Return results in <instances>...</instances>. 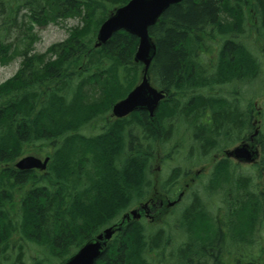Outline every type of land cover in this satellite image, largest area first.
I'll use <instances>...</instances> for the list:
<instances>
[{
  "label": "trees",
  "instance_id": "16d2710c",
  "mask_svg": "<svg viewBox=\"0 0 264 264\" xmlns=\"http://www.w3.org/2000/svg\"><path fill=\"white\" fill-rule=\"evenodd\" d=\"M129 1L0 0V63L8 64L14 57L23 59L18 74L0 85V248L5 247L2 231L9 223V206L14 205L15 211L13 201L20 192L34 219L32 226L25 227L26 222L19 227L20 232L27 236V231L46 229L43 238L50 244L46 251L58 264L67 262L110 227H120V231L95 264H264V185H254L250 176L235 175L233 169L238 167L227 158L215 164L207 184L191 191L190 202L181 205L177 216L166 217L165 227L132 217L122 223L131 204L151 196L153 185L141 179L139 172L126 182L114 175L149 169L151 138L164 141V133L157 134L153 127L160 122L164 130L176 119L186 122L185 131L195 146L188 151L189 162L195 167L199 160H209L229 148L233 136L244 138L253 129L252 104L245 102L248 106H242L241 111L234 106L215 107L211 121L215 129L207 133L212 138L208 139L192 124L200 123L206 114L203 105L199 106L198 92L207 84L231 83L237 78L248 85L256 82L262 71L258 58L238 41L235 22H242L244 0H184L169 7L150 28L157 50L149 74L153 83L170 95L161 104L164 117L155 118L153 124L141 113L142 117L116 120L109 126L107 117H112L113 106L140 81L143 67L134 62L139 40L120 31L99 48L95 43L110 13ZM70 18L80 19L83 26L71 29L67 40L46 53H35L36 28ZM208 40L219 43V64L205 76L200 57L206 53ZM100 117L122 138L114 154L108 155L112 145L107 135L88 139L84 134ZM262 136L264 133H259L255 139L261 148L260 161H264ZM126 145L131 147L129 155L139 152L142 163H130L129 158L124 165L118 163L127 156ZM30 154L50 157L46 177L15 169L14 164ZM185 168L174 169L163 183L170 196L182 187ZM26 175L36 185L30 191L23 182ZM44 178L49 190L42 188ZM111 180L121 181L123 190ZM43 190L50 195L45 197ZM215 197H221L218 212L211 207ZM195 201L202 203L199 210L191 208ZM0 258L6 261L3 253ZM19 263L20 258L15 261ZM38 264L47 262L41 259Z\"/></svg>",
  "mask_w": 264,
  "mask_h": 264
},
{
  "label": "rangeland",
  "instance_id": "374dc122",
  "mask_svg": "<svg viewBox=\"0 0 264 264\" xmlns=\"http://www.w3.org/2000/svg\"><path fill=\"white\" fill-rule=\"evenodd\" d=\"M245 3V4H244ZM243 16H242V22L239 20V22H235L236 30L238 32L237 35H239V42L244 43L248 49L252 51V53L257 56L260 64H261V76L260 78L255 82H249L248 85H242L239 86L237 90L233 91V95H236V99L243 101L242 106L246 107L248 105L244 104L245 102L250 105L252 104V108L249 109L250 112V120L251 125L253 126L247 135H245L244 138L249 137L252 135L256 128L260 130V134L264 133V33L259 30V25L264 26V0H244L243 1ZM233 25V23H232ZM82 22L80 19L76 18H70L67 20L59 21L57 24H50L47 27L44 28H36L35 32L37 33L39 40L34 45V51L37 54H44L47 52V50L52 47L53 45L57 43L64 42L69 37V31L71 29H74L76 27H82ZM218 42H212L211 40H208V42L205 43V55H202L200 57V60L202 61L203 65L206 68H216L219 64V48H218ZM22 58H16L12 60L10 63L2 65L0 63V85L10 78H12L20 69L22 65ZM140 80L142 79V72H140ZM248 96L250 99H248ZM246 99V100H245ZM248 99V100H247ZM244 104V105H243ZM109 114L107 117V123H109V126L114 124L116 120L113 118H109ZM257 121L258 124L256 126L253 125V122ZM105 120L103 117H100L95 123L96 125H105ZM97 123V124H96ZM125 125V124H124ZM95 126L89 127L84 131V134L89 133L90 130H92ZM121 126V124L119 125ZM241 137V139H244ZM262 139L264 140V136H262ZM125 140V139H124ZM234 141L236 138L233 139ZM181 147L179 155L174 156L175 161L171 163H165L164 161L166 158H168V155L170 154L169 148L170 146L176 144ZM186 143L183 141L182 136H178V138L173 142L170 143V145H165L164 149H162L160 146L156 147V154L154 161H160L159 165L158 163L155 164L156 166V173H160L157 169L162 167V169L165 170V173H169L170 170L174 169V167L179 166L181 163V155L183 154L182 149H186ZM51 152V151H50ZM114 154L115 151L113 149L108 150V155ZM25 156H36L34 154L25 155ZM221 157H224L223 154H220ZM24 157V156H23ZM38 157V156H36ZM46 157V156H45ZM214 158H211L210 161L207 160V162L199 163V166L194 167V170L196 169H202L204 167L213 166L215 163H213ZM218 161V160H217ZM212 163V164H211ZM233 163V162H232ZM153 164V162H152ZM234 164V163H233ZM205 165V166H204ZM235 165V164H234ZM189 166H194V164H189ZM236 166V165H235ZM258 167H253L251 165H242L241 167H238L237 170H235V175H246L250 176L253 179V183L256 186L264 185V161H260L258 164L254 165ZM153 167V165H152ZM131 170V169H129ZM133 171V170H132ZM34 173H41L43 177L47 176V170L45 172H39V171H33ZM128 173V172H127ZM124 173L122 176L114 175V179L118 177L121 178V180L125 181L128 180L129 174ZM167 177V176H166ZM164 178V180L166 179ZM44 180H47L44 178ZM207 182V178L203 177L201 180V184H205ZM163 183V178L160 181V184ZM184 180H181L182 187L180 188V191L184 188ZM261 186V187H262ZM177 189L179 186H176ZM119 190H123L122 188H118ZM175 189V188H174ZM167 190V189H166ZM152 194V191H151ZM190 194V191L188 192V196ZM185 197L183 199L184 203L190 202V199ZM151 197L158 198L157 196L151 195ZM149 197H147L144 201L145 202ZM217 199V200H216ZM221 197H215V200L212 199V206L213 210L216 211L217 207L220 204ZM16 202L15 211L14 205L12 206L10 204L9 208L11 209V212L8 214V220L5 224V230L2 231L4 233L2 243L3 246H5L7 249H4L3 257L6 261L0 258V261H3L5 264H15L16 259L20 258L21 263L19 264H38L39 260L44 259V261L47 262V264H58L59 261H56L54 258H50L48 251L42 250L43 248L40 247V245L35 242V239L31 236L32 232L27 231V236H24L19 229V227H28L32 226L34 223L33 215L27 213V207L25 206V200L24 198H16L13 201V204ZM139 203L130 205L131 207L126 213H129L133 209H139ZM181 209V206L178 208H171V209H165L163 216L160 218V220L154 221L152 225L155 227H165L166 224V217L170 214H175L174 216H177L178 210ZM29 212V211H28ZM177 212V213H176ZM218 212V210H217ZM22 213V214H21ZM23 217L22 221L21 218ZM175 220V218H173ZM165 220V221H164ZM143 223L150 224V219L144 217L141 220ZM28 230H30L28 228ZM12 254V263L8 262V259H10L9 253ZM51 254V253H50Z\"/></svg>",
  "mask_w": 264,
  "mask_h": 264
},
{
  "label": "water",
  "instance_id": "95a60500",
  "mask_svg": "<svg viewBox=\"0 0 264 264\" xmlns=\"http://www.w3.org/2000/svg\"><path fill=\"white\" fill-rule=\"evenodd\" d=\"M184 0H130L126 5L116 8L110 13L108 19L101 25L95 48L106 44L114 34L124 31L138 38L139 44L134 61L144 66L143 78L128 96L117 102L113 107V114L122 118L137 110H143L153 114L158 108L164 93L151 86L148 72L156 55V45L150 35V28L155 26L169 7L182 3ZM227 156L235 158L242 163H254L258 158V152L248 144H243L227 152ZM49 158L45 161L35 156H27L21 159L16 167L21 171L32 169L45 170ZM134 218H139L138 211H132ZM119 229V228H118ZM115 233L114 228L105 229L96 239L83 246L80 251L65 264H95L103 254V247Z\"/></svg>",
  "mask_w": 264,
  "mask_h": 264
},
{
  "label": "flooded vegetation",
  "instance_id": "af4514ba",
  "mask_svg": "<svg viewBox=\"0 0 264 264\" xmlns=\"http://www.w3.org/2000/svg\"><path fill=\"white\" fill-rule=\"evenodd\" d=\"M258 28L261 32L264 33V26L263 25H259ZM238 41H239V39H238ZM204 68H205V70H204L205 76H209L211 73L210 68H206L205 66H204ZM209 78H207L208 81H209ZM207 85L208 86L202 88L200 90V92H198V95L201 96L198 99L199 106L203 105V109L205 108L204 111H206V114H204V116L202 117V121L200 123H204V124L211 123V121L214 120V113H215L214 109H215V107H218L219 105H221L222 107H226V108L229 106H234L236 108L238 107V109L241 111L242 101L236 99V95H233V91L237 90L239 88V86H242V84L238 78L236 80H234V82H231V83L223 84L221 82V83H213L212 85H209V84H207ZM169 98H170V95H169ZM217 101H218V103H217ZM163 106H164V104L162 106L160 105L157 108L158 112L156 110L155 115H154L155 118L164 117L163 116L164 109H162V111H161V107H163ZM167 107L174 109L173 106H167ZM141 113H145L147 115L148 120L151 119L150 114L146 111L135 112L129 118H131V117L136 118L137 116H141ZM152 121H154V120H152ZM155 121L153 122V124L155 123ZM173 122H174V124L172 126H170V127L166 126V128L164 130H163L162 124H160V122H159V125L157 126V128L153 127L154 130L157 132V134L159 132H160L159 134H161V135H162V133H164V136H163L164 141H162L161 138H157V137H154L153 138L154 140L151 138V141L153 144L151 145L152 147L149 148V152H148V154H150V157H151V159H150L151 165L149 167V170H150V172L155 174V177L157 176L156 179H154L152 181V185H153L152 194L154 193L155 195H153V196H157L158 198L149 196V198L144 203L139 202V204H138L139 205L138 210L141 213V217H146V218L150 219V221L160 220V218L164 214L165 209L171 208V207H169L170 203L177 202L176 205H174L172 207L179 206L180 203L183 201V199L187 196V194H186L187 190L186 189L189 187V181H191V182L196 181V179H194V177L199 175V171L198 172H192L194 177H192V175H191V176L185 178L183 190L182 191H180V189L174 190L175 194L172 196H170V194H169L171 191L163 190V183L167 179L166 176H169V174L174 169H176L177 167L170 170L169 173H165V170L162 169V167H160L157 169L158 171L161 170L160 173H155L156 168H154V165L156 163H158V165H159V162H160V161H154L155 154H156V147L160 146L162 149H164L165 145H170V143H173L178 138V136H182L183 141L186 143L185 144L186 149L185 150L182 149V152L184 153L187 150V148H188V150H190L191 147L193 149H195V146L192 145L193 143L191 142L190 133L185 131V128L187 127L188 124L182 120H179V119H176ZM253 124L255 126V121L253 122ZM185 132H187L188 135H186ZM233 137L236 138L235 141L233 140L235 144H241L242 143L241 136H233ZM250 137H251V135L249 136V139H250ZM167 139H168V141H167ZM141 140H142V137H138V142H140ZM180 149H181V147H179V145H177V143L170 146V148H169L170 154L168 155V158H166V159L173 160L175 158L174 156H176V154L180 151ZM222 154L225 155V151ZM218 156H219V154L214 155L215 158H217ZM166 159L164 161V164L167 162ZM153 161H154V163L152 164ZM234 162H236V161L234 160ZM152 165H153V167H152ZM29 172H33V171L30 170ZM184 174H186V172H184ZM165 177H166V179L163 180L162 184H160L161 179L162 178L164 179ZM28 181H29V183L27 184V191H30L32 188V183L30 182V179ZM177 191H178V193H177ZM17 197L20 198V192H18Z\"/></svg>",
  "mask_w": 264,
  "mask_h": 264
},
{
  "label": "bare ground",
  "instance_id": "6f19581e",
  "mask_svg": "<svg viewBox=\"0 0 264 264\" xmlns=\"http://www.w3.org/2000/svg\"><path fill=\"white\" fill-rule=\"evenodd\" d=\"M165 13V12H164ZM164 13H163V15H164ZM162 15V16H163ZM161 16V17H162ZM161 17H160V19H161ZM159 19V20H160ZM158 20V21H159ZM158 23V22H157ZM215 42H217V41H215ZM16 58H19V57H14V59H16ZM11 62V61H10ZM22 66V65H21ZM20 69H21V67H20ZM20 69L18 70V72L20 71ZM18 72L14 75V76H16L17 74H18ZM13 76V77H14ZM12 77V78H13ZM11 79V78H10ZM3 84V83H2ZM116 94V93H115ZM113 113V108H112V110H111V114ZM195 123V125L196 126H198V127H200L201 128V130L202 131H204L203 132V136H205L206 138L208 137V139H212V138H209V135H207V133H210L212 130H214L215 129V126L214 125H212V123H208V124H204V123H198V122H194V121H192V124H194ZM107 124H109V123H107ZM113 125V124H112ZM111 125V126H112ZM101 135H107V137H106V140L108 141V142H110L111 143V145H112V149H113V151H116V149H117V147H116V145H117V143L120 141V140H122V138H121V136H116L117 134H115L113 131H112V128H109V127H107V125H96L92 130H90V132L89 133H86V138H88V139H95V138H97L98 136H101ZM127 135V132H123V136L125 137ZM141 137V136H140ZM169 137V136H168ZM167 137V138H168ZM167 141H168V139H167ZM129 148H131V147H129L128 145H126V150H124L125 151V153L127 154V156H125V157H123L118 163L119 164H122V165H124L125 163H126V161H129L128 160V158L130 159V161H132V162H130V163H133V162H139V163H142V161H143V158H142V156L140 155V154H138L139 152H137V150L132 154V155H129V153H128V149ZM112 157V156H111ZM219 167V166H218ZM210 168L213 170L214 169V166H210ZM129 169V168H128ZM187 172H186V175L184 176V178H186V177H188V175H187V173L189 174L190 173V171H191V166H187V168L185 169ZM134 171V172H133ZM133 171H130V170H125V173H127V174H129V176H128V179H131V180H133L134 178H135V174L136 173H140V177H141V179H143V180H150V181H153L154 179H156V177H155V174L154 173H152V172H150V170L149 169H147L146 171L145 170H143V169H138V171L136 170H133ZM156 173V172H155ZM182 174H184V172H182ZM155 177V178H154ZM31 178V176L30 175H26V176H24V180H23V182H26V191H27V184L29 183V179ZM184 178H182V180L184 179ZM30 182L32 183V181L30 180ZM110 183H112L113 184V186L114 187H118V188H122V186H121V181H117V180H111L110 181ZM38 186V185H37ZM34 187H36V185L34 184V183H32V188H34ZM31 188V189H32ZM42 188H47V190H49V188H48V180H44L43 181V185H42ZM43 192V195L45 196V197H48L49 195H50V193L51 192H48V191H42ZM126 202H128V200L126 199ZM192 202H193V200H192ZM192 202H191V204H192ZM32 205V204H31ZM36 205V204H35ZM202 206V203L200 202V201H195L191 206V208L192 209H197L198 208V206ZM198 210H199V208H198ZM31 212V211H30ZM33 212V211H32ZM28 213V212H27ZM43 229V228H42ZM46 233H47V230L46 229H43V231L40 233H34L33 231H32V234H31V236L33 237V239H35V242H37L39 245H40V247L41 248H43L42 250H45V249H47V248H49L50 247V244H49V242H48V240H47V238H43V237H45L44 235H46ZM76 234V233H75ZM76 236H77V238H78V235L76 234ZM85 237H88V235H86ZM4 249H6L5 247H1L0 248V253L2 254V253H4ZM0 254V255H1Z\"/></svg>",
  "mask_w": 264,
  "mask_h": 264
}]
</instances>
